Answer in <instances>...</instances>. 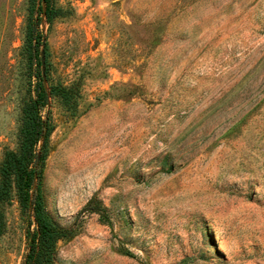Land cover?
<instances>
[{"label":"rangeland","instance_id":"rangeland-1","mask_svg":"<svg viewBox=\"0 0 264 264\" xmlns=\"http://www.w3.org/2000/svg\"><path fill=\"white\" fill-rule=\"evenodd\" d=\"M52 6L47 23L40 0H0V161L34 95L32 17L48 94L41 194L73 230L56 264H264V0ZM2 211L0 264H23L32 210L13 191Z\"/></svg>","mask_w":264,"mask_h":264},{"label":"trees","instance_id":"trees-1","mask_svg":"<svg viewBox=\"0 0 264 264\" xmlns=\"http://www.w3.org/2000/svg\"><path fill=\"white\" fill-rule=\"evenodd\" d=\"M40 1L45 4L46 21L51 23L57 16L58 10L53 8L52 0ZM32 4L35 5V0H32ZM40 38L41 33L31 17L26 26L24 47L29 65L37 68L34 95L22 109L17 150L6 151L0 161V235L5 229L2 205L9 202L13 191L22 213L26 215L30 208L32 210L34 231L27 232L28 250L23 264H56L57 243L69 238L73 231L72 228L60 227L52 221L45 209L41 194L45 146L49 131L41 116V111L47 105L48 94L38 70L41 65ZM67 92L66 89L59 87L50 89L52 96L61 98H67ZM41 141L42 144L39 146ZM38 149L41 152L40 155ZM84 210L90 213L101 212L97 202L94 205L88 204ZM105 215V213L102 214L101 218L107 219ZM106 222L109 223L108 220ZM120 252L122 255L133 257V254L125 248H120Z\"/></svg>","mask_w":264,"mask_h":264},{"label":"water","instance_id":"water-1","mask_svg":"<svg viewBox=\"0 0 264 264\" xmlns=\"http://www.w3.org/2000/svg\"><path fill=\"white\" fill-rule=\"evenodd\" d=\"M41 63H43V59H42V57H41Z\"/></svg>","mask_w":264,"mask_h":264}]
</instances>
